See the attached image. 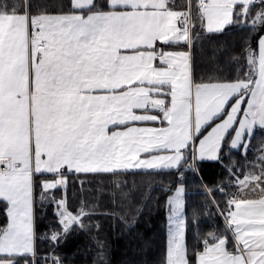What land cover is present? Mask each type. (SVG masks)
I'll return each instance as SVG.
<instances>
[{"label": "snow or ice", "instance_id": "obj_1", "mask_svg": "<svg viewBox=\"0 0 264 264\" xmlns=\"http://www.w3.org/2000/svg\"><path fill=\"white\" fill-rule=\"evenodd\" d=\"M150 205L159 264H264V0H0V264H74L73 233L109 264L102 221Z\"/></svg>", "mask_w": 264, "mask_h": 264}, {"label": "trees", "instance_id": "obj_2", "mask_svg": "<svg viewBox=\"0 0 264 264\" xmlns=\"http://www.w3.org/2000/svg\"><path fill=\"white\" fill-rule=\"evenodd\" d=\"M177 4L186 2V0H176ZM241 33L228 31L226 35L214 36L212 41L207 39L201 41L203 48L199 46L195 50V58L200 67H205L202 63V57L209 55L214 45L226 42L228 44L236 45L241 37ZM253 145H258L257 140H253ZM240 159V157H237ZM253 159V153L249 152V160ZM202 174L204 183L212 186L217 185L221 180L227 177L222 174L219 166L207 164L203 167ZM73 183L69 181L68 186V200L69 204L72 203ZM75 187L78 189L79 184L76 183ZM201 189L191 185L188 189V212L191 213L193 206H199L205 203L207 197L201 195ZM49 219L41 221V233H43L53 221L51 220V212L48 213ZM103 229L100 232V238L105 240L108 247L109 255L107 260L109 264H159L160 258L164 254L166 246V217L165 209L163 206L156 207L150 205L144 208L142 214L131 230V233L123 231L122 225L117 224L115 227H110L109 222L102 221ZM215 221L205 222L202 218L201 228L206 229L209 224H214ZM221 228L223 224L219 225ZM90 240L85 235H76L73 233L68 237L67 243H62L57 250L61 255L66 257L67 260L74 259V264H91V253H87V245ZM41 252L48 250L47 243H42ZM87 253L88 259H84Z\"/></svg>", "mask_w": 264, "mask_h": 264}]
</instances>
